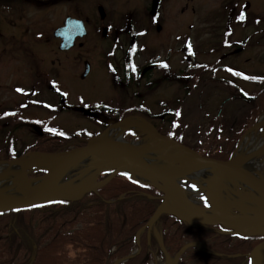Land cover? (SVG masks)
Wrapping results in <instances>:
<instances>
[{"label": "rangeland", "instance_id": "1", "mask_svg": "<svg viewBox=\"0 0 264 264\" xmlns=\"http://www.w3.org/2000/svg\"><path fill=\"white\" fill-rule=\"evenodd\" d=\"M142 1L112 0L113 6H108L109 10L106 11L117 19L122 14V12L118 11V7L122 9V7L137 6ZM9 2L15 6L19 5L16 4L19 2L18 0H9ZM108 2L105 0H79L77 4L78 8L74 10H72L69 4H62L64 5L62 7L55 5L47 6L42 10L35 7V5L39 6L36 2L22 3L26 5L22 12L3 10L0 7V101H16V96L13 92L17 90V87L23 90L28 85H33L36 88L41 86L38 80V77L42 75L41 73L45 74L48 71L49 76L55 75L52 71L57 65V56H53L55 52L54 44H52L51 40H46H49L51 37L50 30L58 23V17L63 18L66 15H74L82 19L88 17V22L93 23L98 18L97 6L104 3L105 5L109 4ZM159 15L161 22L158 28L154 25V29L149 30L148 37H141L140 41L146 44V48L143 51L142 59L139 61L140 64L146 62V53L158 52V55H167L166 45L169 44L173 45V55L171 57L173 58L174 65L172 67L175 71L180 69L182 51L180 53V44L175 43L183 41V37L185 36L183 32H187V35L190 32L191 43L198 53L195 60L199 63H205L204 65L206 66H200L202 67L200 70L193 69L190 72V89L187 94L179 91L178 86L171 82H161L157 88L145 92L144 96L142 95V103L145 109L151 115L159 116L161 111L168 110L166 107L171 106L170 108H174L175 112L173 115L165 114V123L164 121H154L155 126L159 130H164L168 127L167 121H174L177 127L176 134H180L183 137L182 142L187 145L203 146L206 142L216 141L218 143L222 142V145L227 147L229 142L228 137L232 138V133L239 131L244 125L253 122L255 115L252 114L251 108L254 109L253 107L257 103V100L255 103L253 97L260 98L264 94V0H162ZM12 21H29L38 26L37 30H40L42 27L46 28L44 36L47 39L43 41L44 44L42 45L39 44L41 42L32 41L35 37L33 31L30 29L28 38L32 40L28 41V46H31L33 49V51H30L31 56L22 52L21 41L18 40L10 50L6 51L8 45L5 43L8 42L6 40L8 36H15V39H20V33L12 30V28H8V24H11ZM227 21L231 23L232 27L225 30ZM226 35L228 36V41L232 42V46H220L217 50L213 49L219 40L226 41L224 37ZM92 38L90 36L87 42H84L83 51L89 47ZM97 46L98 44L95 45V49ZM27 47L24 48L26 49ZM95 59L96 56H94ZM65 62L63 67L57 68L61 69L60 78L62 86H65L63 91L68 96L67 100L77 101L80 96H83L89 102L105 99L114 104L121 103L122 101L128 106L138 101V98L131 99L130 95L126 98V96L119 94L116 88L110 85L107 76L98 68L94 69L92 75L84 81H81L79 78H73L71 72H80V63L78 64L77 61L73 63L69 62V59H67V63ZM51 95L53 98L55 97V94L52 92ZM246 96L253 99L249 100ZM81 102H83L82 99ZM81 102L79 103L83 104ZM29 108L30 112L38 111L37 107L31 106ZM129 110H132V107ZM168 111L170 114V110ZM129 113L137 114L134 110ZM263 114L264 109L262 112L260 111L257 119ZM128 118L130 116L124 119ZM132 121L137 120L134 119ZM56 126L59 130L58 132L62 133V141H60L59 146H64L68 142V147L75 145L79 141V138L82 136L81 132H83L82 128L87 127L88 130L98 128L91 125L89 121H86L79 114L68 113L66 109L62 111V115L58 112V116L53 122V128ZM131 127L124 130L123 138L121 137L123 140L136 141L141 135L142 137L144 136V129L141 125H131ZM24 128L23 130L15 131L9 143H12V138L14 137H26L28 135L27 127L25 126ZM249 128H246L244 132ZM132 131L138 132L139 138L135 139V137H132ZM66 133H73L77 136H74L75 138L72 139L73 137L67 136ZM242 134L243 132L239 138ZM227 135L229 136L226 137ZM256 135H259L260 138L264 137L263 129H256ZM86 137L89 138L87 135ZM1 144L2 135L0 133V148ZM15 158L17 157H0V159H7V161H12ZM79 162H75L73 166L78 165ZM257 165L255 173L264 180V152L259 156ZM48 167L47 163L35 167L32 166L27 170V175L33 180H38L47 171ZM107 171L102 170L97 174V178L101 179L105 177ZM74 175L77 174H70L67 180H71ZM124 175L130 176L136 185L140 187L142 183L148 184L139 177L132 176L130 173L125 172ZM23 184L25 185L24 182ZM198 184V182L192 180H185L183 182V186L185 185L190 190L195 201L201 206L208 207L205 194L201 190L202 187ZM225 188L226 195L231 194L236 198L239 194L246 196V189L239 186L227 184ZM22 190H24V186H22L19 192ZM236 192L238 193L237 196ZM123 197L124 193L120 194L117 199ZM108 201L112 202L113 199ZM162 202L163 199L159 202L158 206ZM237 203H246V201H242L238 197L234 204ZM27 215H20L19 217H25L26 220ZM4 222L2 223L3 226L1 225L3 229L0 226V231L5 235L11 233V230L9 231V228L5 229ZM20 222L26 221L20 218ZM147 222L137 230L135 239L124 254L116 255V250L123 246L125 242L119 246L116 244L112 245L104 264H126L130 263L131 260H134L133 264H193L189 253L194 250L206 251L208 248L206 242L209 240H179L177 242V245L181 244L179 249L169 252L172 246L173 248L175 247V244L173 242L170 244L164 242L163 237L166 230L174 232L172 228L174 219L171 217L160 218L150 230L146 227ZM80 225L81 223L77 222L75 227H79ZM30 236L32 235L30 234ZM5 237L7 236L5 235ZM175 238H178V236L176 235ZM56 240L57 247H55L61 254L58 255L56 253L57 256L54 254L50 260L44 258L43 264H99L97 260L102 255V250H98V253L87 251L86 253L89 254L87 262H83L84 259L81 258L79 261L73 262L68 260L64 254V252H70L72 256L74 255V251L71 250L70 244H68V239L64 237L57 238ZM145 240L148 243L147 245H145ZM29 243L31 244L26 246L20 245L22 248L16 258V262L20 261V259H26L28 260L27 264H30L34 251H37V246L33 245L35 241H30ZM11 255H14V253H11ZM92 255H96L94 258L95 262L92 261ZM5 256L0 254V262Z\"/></svg>", "mask_w": 264, "mask_h": 264}, {"label": "flooded vegetation", "instance_id": "2", "mask_svg": "<svg viewBox=\"0 0 264 264\" xmlns=\"http://www.w3.org/2000/svg\"><path fill=\"white\" fill-rule=\"evenodd\" d=\"M18 1L16 4L19 5L15 6L9 0H2L0 7L3 10L22 12L26 7L22 3L36 2L39 6L35 5V7L42 10L52 5L62 7L64 6L62 4H69L72 10H74L78 8L77 4L79 0ZM21 1L23 2L21 3ZM105 1L108 2L107 0ZM161 1L143 0L137 6L122 7V9L118 7V11L122 12V14L116 19L107 12L109 10L108 6H113L111 0L108 2L109 4L105 5L104 3L97 6L98 18L93 23L88 22V17L84 19L75 17L74 15H66L63 18L58 17V23L50 30L51 37L49 40H46H51L52 44H54L55 52L53 56H57V65L52 71L55 75L49 76L48 71L45 74L41 73L42 75L38 77L41 86H38V88L28 85L21 90L17 87V90L13 93L18 102L9 100L5 102L0 101V133L2 135L0 157H20L31 152H55L63 150L64 147L59 146L60 141H62V133L58 132L57 126L53 128V122L58 116V112L62 115V111L65 109L70 114H79L86 121H89L91 125L98 127L95 130H88L87 127L82 128L84 133L81 132L82 136L75 145L86 140L88 138L86 135L89 137L98 135L108 125L129 116L136 120L143 118L152 124L161 134L182 141L183 137L180 134H176L177 127L174 121H167L168 127L164 130H159L155 126L156 121L163 122L166 115H173L175 112L174 108L168 106L166 109L170 110V114L168 110H164L161 111L160 115L158 114L159 116H154L145 109L142 98L145 92L157 88L161 82H171L178 86L179 91L187 94L190 89V72L193 69L200 70L202 68L200 66L206 65L203 62L199 63L195 60L198 53L191 43L190 32L188 35L187 32H183L185 35L183 41L175 43L180 44V53L182 51L180 69L175 71L172 67L174 65L173 58L171 57L173 55V45L169 44L166 45L167 55L161 56L157 54L158 52L146 53V62L140 64L139 61L142 59L143 51L146 48V44L140 40L142 39L141 37H148L149 30L154 29V25L158 28L161 22L159 15ZM8 25L9 29L12 28V30L20 33V39H15V36H8L6 39L8 42L5 43L8 45L6 51L10 50L18 40L21 41L22 52L31 56L30 51H33V49L31 46H28V41L32 40L28 38L30 29L33 31L35 37L32 40L33 42H41L39 44L42 45L44 44L43 41L47 39L44 36L46 28L42 27L40 30H37L38 26L29 21H12ZM225 27V30L230 29L232 27L231 23L227 21ZM90 36L94 39L92 38L89 47L83 51L84 42H87ZM224 37L226 41L219 40L213 49L217 50L220 46H232V42L228 41V36ZM97 44L98 46L95 49V45ZM24 47L27 48L25 49ZM94 56H96L95 60ZM67 59L72 63L74 61H77L78 64L80 63V72H71L73 78H79L81 81H84L92 75L94 69L98 68L107 76L110 85L116 88L119 94L126 96V98L130 95L131 99L138 98V101L128 106L122 101L121 103L114 104L105 99L89 102L83 96H80L77 101L67 100L68 96L63 91L65 86H62L60 78L61 69H58L60 66L63 67L65 61L67 63ZM143 88L145 89L143 90ZM66 90L69 92L68 89ZM51 92L55 94L54 98ZM81 99L83 102H81ZM31 106L37 107L38 111L30 112L29 107ZM130 107H132V110H129ZM133 110L137 114L129 113L133 112ZM167 119L169 118L167 117ZM25 126L27 127L28 135L26 137H14L12 138V143H9L15 131L23 130ZM131 133L132 137L139 138L138 132L132 131ZM66 134L73 137L72 139L75 138L74 136H77L73 133Z\"/></svg>", "mask_w": 264, "mask_h": 264}, {"label": "water", "instance_id": "3", "mask_svg": "<svg viewBox=\"0 0 264 264\" xmlns=\"http://www.w3.org/2000/svg\"><path fill=\"white\" fill-rule=\"evenodd\" d=\"M259 118L241 136L228 160L202 156L190 147L160 134L143 118H138L136 124H142L144 136L137 141L105 135L112 127L121 126L125 130L134 124L132 120L123 119L107 126L100 135L91 138L83 146L58 152H31L16 160L0 161V164H21L17 182L21 178L25 183L19 195L0 197V213L46 202L75 201L87 193L97 192L117 174L126 172L139 177L162 194L163 202L146 224L148 230L161 215L168 214L189 224L222 227L241 236H264V180L245 169L236 158L242 139L258 125ZM136 124L133 126H139ZM87 158H99L103 165L99 167L98 174L102 170L111 172L89 186L67 184L76 178L74 175L71 180H67L74 163ZM43 160L48 161L49 167L38 183L30 187L27 170ZM207 170L210 171L208 181L201 188L208 203V207L204 208L194 201L182 182L191 180L190 176L195 173ZM227 184L246 189V196L236 192L246 203H227L224 198ZM34 255L35 251L33 259ZM248 256L252 264H264V239L253 247Z\"/></svg>", "mask_w": 264, "mask_h": 264}, {"label": "trees", "instance_id": "4", "mask_svg": "<svg viewBox=\"0 0 264 264\" xmlns=\"http://www.w3.org/2000/svg\"><path fill=\"white\" fill-rule=\"evenodd\" d=\"M254 101L256 105L254 109L251 108L252 114L255 115L253 122L232 133V138L227 135L229 140L227 147H224L222 142L209 141L203 146H197L196 151L203 156L228 160L240 134L252 126L260 111L264 109V94L260 98L255 96ZM122 193L124 197L117 199ZM160 195L150 185L142 183L140 187L130 176L120 174L97 193H89L78 201H56L24 210L0 213V226H3L2 223L5 221V229L11 230V233L5 234L7 237L0 231V254L6 255L0 264H27L28 260L20 259L16 262V258L22 248L20 245H30V241H35L33 245L37 246L34 260H31L30 264H43L44 258L50 260L54 254L55 256L56 253L61 254L56 248V239L64 237L68 239V244L74 251L73 256L70 252H64L68 260L77 262L81 258L84 259L83 262H87L89 260L87 251L98 253V250H102V255L97 261L104 264L112 245L119 246L125 242L123 246L117 248L116 255L127 252L137 230L147 222L158 206L160 200L156 196ZM110 199L113 201H108ZM20 215H27L26 220L25 217H19ZM167 217L174 219L172 226L174 232L166 230L163 237L164 242L175 244L169 252L179 249L181 245H177L179 240H209L206 251L194 250L189 253L193 264H251L248 253L264 238L244 237L229 232L219 233L216 227L188 224L167 215L161 218ZM20 218L26 222H20ZM77 222L81 223L79 227H75ZM176 235L178 238L174 239ZM147 244L145 240V245ZM92 256L94 261L96 255ZM133 263L134 260H131L126 264Z\"/></svg>", "mask_w": 264, "mask_h": 264}, {"label": "bare ground", "instance_id": "5", "mask_svg": "<svg viewBox=\"0 0 264 264\" xmlns=\"http://www.w3.org/2000/svg\"><path fill=\"white\" fill-rule=\"evenodd\" d=\"M130 120H134V119H130ZM136 122L137 121H132L131 123L136 124ZM134 124H131V125H134ZM137 124L142 126V124H140V123H137ZM256 129L257 130L258 129H260V130L264 129V114L259 118V123L256 126V128L252 129L251 131H249L245 134V136L242 139V141L238 147V150L236 152L237 160L240 161V163L245 167V169L249 170L250 172H253L254 174L257 171V167H258L257 163L259 160V156L262 154V152H264V137L260 138L259 135H256ZM123 132H124V128L121 126H118V127H112L109 130H107L105 135L107 137L118 138L120 136L122 137ZM164 136H166V135H164ZM91 138H93V137H89L86 140H84L83 142L78 143V145H72L70 147H68V144H66L63 146L64 148L61 151H66V150L72 149V148L77 147V146H83ZM179 142L196 151L195 148H197V146H190V145H187L186 143H184L182 141H179ZM6 161H7V159L3 160V162H6ZM46 163L48 164V161H44V160L39 161L35 165H33V167L38 166V165H42V164H46ZM101 165H103V164H101L99 162V158H97V159L96 158H87L84 160H80L78 165L72 166V168L69 170V174H71V175L73 173L77 174V175H75L76 178L74 179V181L67 183V184H70L73 186H89V185L93 184V182H95V180L96 181L98 180L97 174L99 171V167ZM20 171H21V164H19V163H14L11 165L0 164V197H11V196L14 197L16 195H19L18 194L19 190L22 188V186H24V184H23L24 181L21 178H19L18 182H17V178L19 177ZM209 172L210 171L207 170V171H201V172L195 173L194 175L190 176V179L194 182H198L201 185V187L204 188L206 186V181H208V177L210 174ZM27 180H28L29 186L32 187V186H35L40 179H38V180L34 179L33 180L31 178H28ZM100 189H98V190H100ZM241 196H244V195H241ZM82 198H80L78 200H81ZM224 198H225V201L227 203H234L237 201L238 196L236 198L235 196L229 194V195H226ZM78 200H75V201H78ZM49 203H52V202H46V203L38 204V206L44 205V204H49ZM207 205H208V203H207ZM31 207H28V208H31ZM202 207H205V206H202ZM28 208L25 207V208H21V209H16V210L8 211L7 213H10L13 211L24 210V209H28ZM209 227H211V226H209ZM217 232L226 233V231L222 227H218Z\"/></svg>", "mask_w": 264, "mask_h": 264}, {"label": "snow or ice", "instance_id": "6", "mask_svg": "<svg viewBox=\"0 0 264 264\" xmlns=\"http://www.w3.org/2000/svg\"><path fill=\"white\" fill-rule=\"evenodd\" d=\"M54 131V130H53ZM125 175H127V174H125Z\"/></svg>", "mask_w": 264, "mask_h": 264}]
</instances>
